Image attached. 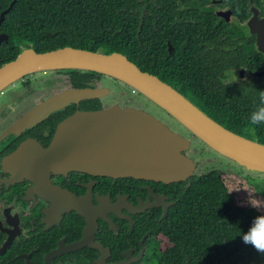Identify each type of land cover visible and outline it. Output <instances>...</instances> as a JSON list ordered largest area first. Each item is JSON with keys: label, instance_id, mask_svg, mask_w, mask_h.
I'll list each match as a JSON object with an SVG mask.
<instances>
[{"label": "flooded vegetation", "instance_id": "1", "mask_svg": "<svg viewBox=\"0 0 264 264\" xmlns=\"http://www.w3.org/2000/svg\"><path fill=\"white\" fill-rule=\"evenodd\" d=\"M177 1L161 22L159 58L146 64L160 71V78L189 100L188 92L215 80L236 82L240 91L245 78L264 80V0ZM6 39H0V63L24 45L1 60L11 45ZM71 69L30 70L0 89V264H150L156 247L167 242L153 223L168 215L191 175L164 181L27 166L38 150L32 147H47L60 119L75 109L99 108L101 99L70 101L29 124L17 122L24 112L75 86L101 84L109 88L102 97L106 99L111 94L108 83H122L93 70L74 69L92 72L88 81L76 85L67 73ZM86 99L95 103L86 106ZM178 126L190 139L188 155L195 156L192 144L200 139Z\"/></svg>", "mask_w": 264, "mask_h": 264}, {"label": "trees", "instance_id": "2", "mask_svg": "<svg viewBox=\"0 0 264 264\" xmlns=\"http://www.w3.org/2000/svg\"><path fill=\"white\" fill-rule=\"evenodd\" d=\"M0 21L7 33L8 59L20 44L36 50L62 45L98 51L119 45L141 70L157 61L164 13L177 0H0ZM157 65V64H156ZM82 85L92 72H67ZM191 100L213 119L248 137L264 142V80H215L211 86L188 92ZM92 106L95 99H86ZM176 195L168 215L153 223L167 242L155 249L150 264H264V226L259 212L232 202L224 179L215 170L191 175Z\"/></svg>", "mask_w": 264, "mask_h": 264}, {"label": "water", "instance_id": "3", "mask_svg": "<svg viewBox=\"0 0 264 264\" xmlns=\"http://www.w3.org/2000/svg\"><path fill=\"white\" fill-rule=\"evenodd\" d=\"M10 5L9 1L0 11V21ZM6 37L5 32H0V39ZM39 68L93 70L109 75L151 100L215 152L248 172H264V142L222 125L157 74L141 70L121 50L98 51L71 45L36 50L32 45H23L13 57L0 63V89ZM108 90L101 84L71 87L55 92L24 112L17 122L29 124L70 101L101 99L99 108L75 109L60 119L49 145L32 147L38 150L31 153L27 166L53 172L81 169L164 181L198 173L196 157L188 155L190 139L184 132L151 108L125 98V94L123 99H102ZM25 145L24 142L16 148L13 158Z\"/></svg>", "mask_w": 264, "mask_h": 264}, {"label": "rangeland", "instance_id": "4", "mask_svg": "<svg viewBox=\"0 0 264 264\" xmlns=\"http://www.w3.org/2000/svg\"><path fill=\"white\" fill-rule=\"evenodd\" d=\"M110 49L120 50L121 47L119 45H112ZM108 85L111 89V94H109L106 99H119L125 94V98L137 100L143 106L151 108L153 111L157 112V114L162 115V117L173 126L183 131L172 116L163 113L159 106L146 97L144 98L142 95L136 94L137 92L130 87L127 88V86H123L122 83L114 82H110ZM203 143L204 142L201 140H195L192 144L194 147L192 148L197 151L195 155L197 160L196 163H198L196 168L197 174H201L209 169L217 171L224 179V183L227 187L226 190L230 193L233 202L238 206L256 209L261 216L262 225L264 226V172H248L241 166H238L233 160L217 154L215 151H211L212 149ZM162 242H164V240Z\"/></svg>", "mask_w": 264, "mask_h": 264}]
</instances>
